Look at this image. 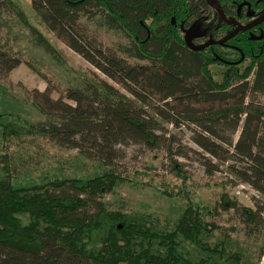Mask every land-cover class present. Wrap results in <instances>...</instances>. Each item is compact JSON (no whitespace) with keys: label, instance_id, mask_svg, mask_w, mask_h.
Listing matches in <instances>:
<instances>
[{"label":"trees","instance_id":"16d2710c","mask_svg":"<svg viewBox=\"0 0 264 264\" xmlns=\"http://www.w3.org/2000/svg\"><path fill=\"white\" fill-rule=\"evenodd\" d=\"M180 1L32 0L46 26L127 92L93 73L67 90L70 102L48 92L41 100L34 96L44 120L28 130L41 132L59 148L76 150V158L94 162L98 172L28 185L0 177V264H254L228 249L229 241L208 242L216 226L193 203L172 228H163L150 216L112 210L100 199L123 181L114 169L121 145L157 148L168 132L163 124L180 128L182 123L198 127L192 139L210 155L204 156L207 168L219 170L213 159L219 160L264 197V106L248 100L264 93V23L233 31L221 42L214 34L215 43L195 49L186 42V18L199 16L211 0ZM3 4L14 8L15 1L0 0ZM84 17L122 32L129 42L121 51L147 62L132 64L87 40L76 27ZM33 30L36 41L51 52L50 43ZM213 65L224 67L221 79ZM6 115L0 113L2 136L19 135L26 126ZM169 151L173 156L172 146ZM176 154L186 156L181 149ZM222 206L241 211L250 233L262 231L264 204L239 206L223 196ZM263 257L264 246L258 264Z\"/></svg>","mask_w":264,"mask_h":264},{"label":"rangeland","instance_id":"374dc122","mask_svg":"<svg viewBox=\"0 0 264 264\" xmlns=\"http://www.w3.org/2000/svg\"><path fill=\"white\" fill-rule=\"evenodd\" d=\"M14 1V8L9 4L0 7V113L26 127L19 135L6 138L0 131V177L9 175L16 184L28 185L57 177L94 175L98 172L94 162L79 160L76 150L59 148L41 132L28 130L31 123L44 120L33 105L34 96L41 100V93L48 92L54 99L64 98L70 102L66 98L67 90L93 73L127 91L46 26L31 7V0ZM96 19L84 17L76 25L87 40L104 50L117 52L132 64L147 62L127 57L120 47L129 42L128 38L120 31L106 29ZM215 24L216 17L210 20L202 17L193 25L192 33L203 34ZM34 27L50 43L51 52L36 41ZM190 36L194 46L207 38ZM16 59L19 64L9 70L7 63ZM211 69L216 79H221L224 67L213 65ZM253 98L264 106V93L250 95L248 100ZM163 126L168 132L164 143L157 148L137 143L121 145L114 169L123 181L114 193H105L100 199L112 210L150 216L163 228H172L193 203L198 206L200 216L216 226L212 236H207L208 242L229 241L228 249L239 251L245 260L258 264L264 246V212L260 218L262 231L250 233L241 211L225 209L222 200L225 196L239 206L253 207L257 202L263 206L264 197L251 185L240 182L219 160L213 159L219 170L212 172L207 168L204 156L210 155L192 139L194 129H198L195 124H191L192 128L185 123L180 128L170 124ZM240 131L239 128L234 133L235 141ZM171 146L173 156L169 151ZM178 149L186 156L176 154ZM263 261L264 257L260 264Z\"/></svg>","mask_w":264,"mask_h":264},{"label":"flooded vegetation","instance_id":"af4514ba","mask_svg":"<svg viewBox=\"0 0 264 264\" xmlns=\"http://www.w3.org/2000/svg\"><path fill=\"white\" fill-rule=\"evenodd\" d=\"M181 1L182 3L186 4L184 0ZM206 5V10L202 9L199 16L186 18L188 24L186 28L187 37L190 36V34L196 36L203 35L204 37H207L203 45L206 43H215V40L211 39L214 37V34L220 39L219 42H221L233 31L234 34H236L240 31L256 28L257 26L264 23V0H220V3L217 0H211V4L208 3ZM218 8L221 10V12ZM250 13L252 17L244 18L245 14L249 15ZM237 14L239 16L243 14V17L239 18ZM202 17L205 20H210L216 17L217 24L213 25L210 29L203 31V34L192 33L193 25L196 24ZM222 22L233 26L235 30L222 27Z\"/></svg>","mask_w":264,"mask_h":264},{"label":"water","instance_id":"95a60500","mask_svg":"<svg viewBox=\"0 0 264 264\" xmlns=\"http://www.w3.org/2000/svg\"><path fill=\"white\" fill-rule=\"evenodd\" d=\"M218 9H219V8H218ZM219 11L221 12L220 9H219ZM243 28H244V27H243ZM186 42H187V44H188L190 47L195 48V49H203V48H205V46H207V45L209 44V43H206V44L202 45L201 47H196V46H194V45L192 44V42H191V36H188V37H187Z\"/></svg>","mask_w":264,"mask_h":264}]
</instances>
